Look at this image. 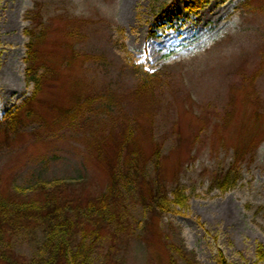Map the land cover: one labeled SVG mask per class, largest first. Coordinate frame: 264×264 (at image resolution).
Listing matches in <instances>:
<instances>
[{
  "label": "rangeland",
  "instance_id": "rangeland-1",
  "mask_svg": "<svg viewBox=\"0 0 264 264\" xmlns=\"http://www.w3.org/2000/svg\"><path fill=\"white\" fill-rule=\"evenodd\" d=\"M200 1L0 0V119L33 96L31 42L47 66L24 131L7 143L0 129V193L66 180L93 183L86 199H96L127 140L141 153L144 193L160 183L189 199V211L160 215L129 198L121 211L133 230L104 246L114 257L98 250L97 264H188L171 245L191 264H217L219 252L252 264L264 246V0ZM237 152L239 183L211 189ZM40 244L33 234L13 248L28 262Z\"/></svg>",
  "mask_w": 264,
  "mask_h": 264
},
{
  "label": "trees",
  "instance_id": "trees-1",
  "mask_svg": "<svg viewBox=\"0 0 264 264\" xmlns=\"http://www.w3.org/2000/svg\"><path fill=\"white\" fill-rule=\"evenodd\" d=\"M210 1L201 0L197 2L196 8H201ZM162 14L164 16L156 19L159 27L163 26L161 23L169 15V11L166 9ZM38 57L39 51H36L31 42L28 45L26 75L28 81L34 84L35 91L18 110L0 119V129L4 131L7 143L12 139L10 135L17 137L19 132L24 131V123L34 116L32 102L42 93L43 75L40 71H47V66L43 68L36 62ZM71 115L69 111L63 112V118L70 119ZM131 144L126 140L116 162L111 167L108 165L110 170L107 188L96 199H86L85 192L91 189L90 185L93 183L88 188L79 190L75 184L83 183L66 180L16 188L14 196L0 193V264H97L98 250L104 252L105 256L114 257V247L104 249V246L110 242H120L122 236L133 230V226L127 223L126 212L121 211L125 210L124 204L129 198L139 200L146 209L151 208L160 215L189 211V199L180 189L172 193V199L166 186L160 183L154 189H147L145 193L142 191L141 180L145 182L146 169L140 163L141 153L137 148L131 150ZM128 149L129 157L123 159V153ZM106 154L104 149L96 148L92 150L91 156L93 161L101 162L105 168L103 158ZM107 160L110 162L109 157ZM222 171L224 170L215 173L211 189L227 193L242 177L240 152L235 155L231 167L226 172ZM81 193L83 194L78 196ZM32 232L34 236L40 237L41 244L37 255L27 262L16 256L13 247L16 239L33 236ZM115 248L117 250L118 246ZM169 248L171 254H179V259L188 264L194 262L187 251L174 245ZM217 264L233 263L219 252ZM252 264H264V246L258 245L256 259Z\"/></svg>",
  "mask_w": 264,
  "mask_h": 264
},
{
  "label": "bare ground",
  "instance_id": "bare-ground-1",
  "mask_svg": "<svg viewBox=\"0 0 264 264\" xmlns=\"http://www.w3.org/2000/svg\"><path fill=\"white\" fill-rule=\"evenodd\" d=\"M4 81H5V87H6V89H11V87L14 84V79L12 77H8Z\"/></svg>",
  "mask_w": 264,
  "mask_h": 264
}]
</instances>
